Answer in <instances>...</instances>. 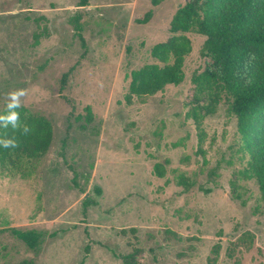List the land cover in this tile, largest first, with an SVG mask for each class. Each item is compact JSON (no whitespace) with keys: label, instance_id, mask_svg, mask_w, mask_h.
I'll use <instances>...</instances> for the list:
<instances>
[{"label":"rangeland","instance_id":"obj_1","mask_svg":"<svg viewBox=\"0 0 264 264\" xmlns=\"http://www.w3.org/2000/svg\"><path fill=\"white\" fill-rule=\"evenodd\" d=\"M187 1L0 0V111L23 89L53 125L30 175L0 171V264H264V202L240 174L228 99L200 122L192 112L193 76L212 68L206 37L187 33L182 83L125 99ZM12 227L43 232L40 249Z\"/></svg>","mask_w":264,"mask_h":264},{"label":"trees","instance_id":"obj_2","mask_svg":"<svg viewBox=\"0 0 264 264\" xmlns=\"http://www.w3.org/2000/svg\"><path fill=\"white\" fill-rule=\"evenodd\" d=\"M161 1L152 0L154 5ZM151 15L149 11L145 21ZM170 32L172 35L167 40L156 43L151 49L156 62L131 72L126 102L132 104L135 98L145 101L167 85L182 83L185 59L193 50L187 33L205 36L201 52L211 60L212 68L193 76L195 105L192 112L200 122L202 115L216 111L223 97L228 99V108L237 119L241 139L239 149L247 157L240 174L257 181L264 202V0H189L174 14ZM7 105L0 115L7 114ZM201 109L205 110L204 114L200 113ZM16 111L20 115V124H26L30 131L23 134L11 125L0 126V139L14 138L17 143L16 147L0 146V171L30 175L31 172L25 173L26 166L48 152L53 125L47 117L25 105L21 104ZM155 171L164 176L161 164H156ZM179 185L189 190L195 181L183 173ZM96 191L101 193L102 188L97 186ZM91 201L86 199L85 207ZM10 231L30 249H40L43 232L16 227Z\"/></svg>","mask_w":264,"mask_h":264},{"label":"clouds","instance_id":"obj_3","mask_svg":"<svg viewBox=\"0 0 264 264\" xmlns=\"http://www.w3.org/2000/svg\"><path fill=\"white\" fill-rule=\"evenodd\" d=\"M26 93L23 89H17L9 93V103L7 105V114L0 115V126L7 128L9 125L12 126L14 130H20L23 134H27L30 129L25 125H21L20 115L16 109L21 107L20 97L24 96ZM0 146L5 148L16 147L17 143L14 138L0 139Z\"/></svg>","mask_w":264,"mask_h":264}]
</instances>
